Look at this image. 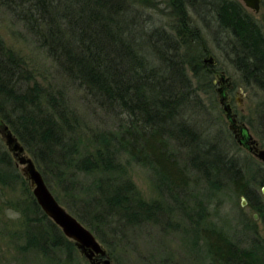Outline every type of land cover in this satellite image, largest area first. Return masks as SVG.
Segmentation results:
<instances>
[{"label": "trees", "instance_id": "trees-1", "mask_svg": "<svg viewBox=\"0 0 264 264\" xmlns=\"http://www.w3.org/2000/svg\"><path fill=\"white\" fill-rule=\"evenodd\" d=\"M169 4L175 20L172 31L147 17V10L158 8L155 0H0V8L28 28L69 83L119 117L117 130L93 133L96 149L81 155L79 119L66 93L33 81L25 61L0 38V122L33 155L54 191L56 187L72 196L78 174L96 176L82 204L72 196L74 202L64 205L109 249L106 233L122 244L130 231L159 226L170 216L169 203L148 202L139 193L125 167L131 161L148 164L158 176V189L174 196L179 209L193 172L214 188L227 175L235 187L246 189L238 159L185 119L187 107L198 101L192 76L201 84L212 80L202 66L199 32L191 26L188 11L214 15L227 35L231 63L242 84L263 95L264 26L239 0H169ZM259 124L264 142V110ZM121 156L129 158L124 165ZM0 165L5 170L0 166V183L21 184L29 199L15 205L25 221L23 250L34 249L47 257L73 251L75 244L41 210L8 153L0 151ZM50 166L54 183L45 168ZM70 170L76 176L64 179ZM261 185L264 188V180ZM243 193L264 218V205L248 189ZM195 207L199 211L195 222L191 219L197 232L195 245L204 243L214 263L264 264L263 245L241 248L222 232L202 228L204 207Z\"/></svg>", "mask_w": 264, "mask_h": 264}, {"label": "rangeland", "instance_id": "rangeland-1", "mask_svg": "<svg viewBox=\"0 0 264 264\" xmlns=\"http://www.w3.org/2000/svg\"><path fill=\"white\" fill-rule=\"evenodd\" d=\"M155 1L158 8L147 10V17L154 20L157 27L172 31L171 27L175 25V20L169 0ZM239 1L242 3L241 0ZM247 10L264 26L263 4L259 13ZM188 13L191 26L199 32L197 47L199 46L200 49L198 52L202 66L210 73L212 80L208 84H201L192 76L198 101L187 107L184 113L185 119L206 138L218 141L229 157L238 159L243 170L246 189L241 190L235 187L227 175L218 182L219 188H214L207 184L198 173L193 172L189 180L190 186L180 197V202L183 204L179 209V203L177 202L176 205L174 196L170 197L168 192L158 189V176L148 164L143 165L132 161L127 163L125 165L127 174L135 183L139 193L148 202L169 203L170 216L164 217L159 226L149 225L130 231L122 244L121 239H113L106 233V239L112 245L110 249L96 236L106 250L111 264H216L207 253L204 243L200 246L198 243L197 246L195 245L197 232L194 231L191 219L195 222L199 217L196 205L204 207L205 220L201 223L202 228L210 227L222 232L241 248L248 249L254 243L264 246V218L254 209L252 204L254 201L243 193L248 189L252 193L251 196L258 199V204L264 205L261 185L264 180V164L247 148L239 145L232 130V124L227 119L224 106L221 104L220 91L225 89L229 96L227 104L231 106L237 124L247 127L260 149H264V142L259 134L261 132L260 116L264 110V95L256 88L242 84L239 72L231 63L227 49V35L220 28L214 15L206 11L198 14L192 8ZM0 38L9 49L25 61L26 68L33 73V81L66 93L68 104L79 119L77 124L81 155H87L94 148L96 149L91 138L93 133L108 134L110 131L117 130L119 117L98 107L83 90L69 83L39 46L37 39L29 33L28 28L7 15L4 8H0ZM191 42L196 43V40L192 38ZM30 84L33 85V82ZM5 127H8L16 137L6 123L0 122V151L8 153L11 163L27 180L22 172L24 166L19 164L18 157L10 151L6 143L3 135ZM21 145L23 146L22 143ZM25 155L34 161L39 170L33 155L26 149ZM120 159L124 165L129 158L121 156ZM182 164L184 165V162ZM0 166H2L1 170L5 171L3 165ZM45 168L49 171L51 181L53 183L57 181L52 178L53 168L51 166L48 169ZM72 173V170L68 171L64 179L67 180L68 176H76ZM76 179L73 185H76L77 189L72 196H75L76 200L81 201L82 204L96 176L78 174ZM27 182L31 189L29 180ZM49 189L56 199L57 195L62 198L63 201L58 199L57 201L66 209L64 204L75 200L70 194L64 195L56 187L55 191L52 187ZM27 200L29 199L21 184L12 183V187H5L0 183V264H90L76 245L71 252L56 250L57 252L49 257L34 249L23 250L26 244L23 237L25 221L20 206ZM16 204L20 205V210L15 206Z\"/></svg>", "mask_w": 264, "mask_h": 264}, {"label": "water", "instance_id": "water-1", "mask_svg": "<svg viewBox=\"0 0 264 264\" xmlns=\"http://www.w3.org/2000/svg\"><path fill=\"white\" fill-rule=\"evenodd\" d=\"M247 9L259 13L263 0H241ZM221 104L224 106L227 119L232 124L234 133L241 134L238 138L239 145L247 148L254 156L264 164V149L258 148V143L253 139L247 127H239L236 119L233 117L232 109L227 104V96L221 93ZM4 138L10 149L16 157L19 164L24 166L22 172L33 192V196L44 214L62 231L64 236L74 242L77 249L89 261L90 264H111L109 256L96 236L83 225L74 215L64 208L54 197L47 186L43 175L37 169L34 161L25 155V149L18 139L9 131L8 127L4 128ZM264 193V188H263Z\"/></svg>", "mask_w": 264, "mask_h": 264}, {"label": "flooded vegetation", "instance_id": "flooded-vegetation-1", "mask_svg": "<svg viewBox=\"0 0 264 264\" xmlns=\"http://www.w3.org/2000/svg\"><path fill=\"white\" fill-rule=\"evenodd\" d=\"M221 93H223L224 92V94L227 96V102H229V96L227 95V93L225 92V89L224 90H221L220 91ZM237 123V122H236ZM238 125V124H237ZM239 126V125H238ZM239 127H243V126H239ZM235 134V137H236V139H238V138H242V136H241V134H240V132L239 133H234ZM241 146V145H240ZM241 147H243V146H241ZM258 148H259V145H258ZM260 149V148H259Z\"/></svg>", "mask_w": 264, "mask_h": 264}, {"label": "bare ground", "instance_id": "bare-ground-1", "mask_svg": "<svg viewBox=\"0 0 264 264\" xmlns=\"http://www.w3.org/2000/svg\"><path fill=\"white\" fill-rule=\"evenodd\" d=\"M264 194V193H263Z\"/></svg>", "mask_w": 264, "mask_h": 264}]
</instances>
